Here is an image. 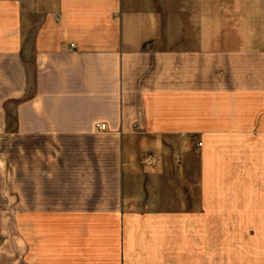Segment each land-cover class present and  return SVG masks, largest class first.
Returning a JSON list of instances; mask_svg holds the SVG:
<instances>
[{"label":"crops","instance_id":"obj_1","mask_svg":"<svg viewBox=\"0 0 264 264\" xmlns=\"http://www.w3.org/2000/svg\"><path fill=\"white\" fill-rule=\"evenodd\" d=\"M250 137L264 0H0V264H177Z\"/></svg>","mask_w":264,"mask_h":264},{"label":"rangeland","instance_id":"obj_2","mask_svg":"<svg viewBox=\"0 0 264 264\" xmlns=\"http://www.w3.org/2000/svg\"><path fill=\"white\" fill-rule=\"evenodd\" d=\"M244 140L225 146L235 156L230 170L218 161L211 171L221 185L209 208L188 212L194 223L181 234L187 248H178L177 264H264V138ZM7 203L0 201V212Z\"/></svg>","mask_w":264,"mask_h":264},{"label":"built area","instance_id":"obj_3","mask_svg":"<svg viewBox=\"0 0 264 264\" xmlns=\"http://www.w3.org/2000/svg\"><path fill=\"white\" fill-rule=\"evenodd\" d=\"M71 47H73V46L71 45ZM105 129H106V125L105 124H98L97 125V130L98 131H105ZM195 148H196V150H199L200 149V143L199 142H196L195 143ZM148 161L149 162L152 161V157L151 156L148 157Z\"/></svg>","mask_w":264,"mask_h":264}]
</instances>
